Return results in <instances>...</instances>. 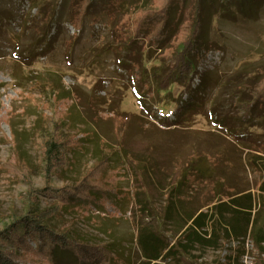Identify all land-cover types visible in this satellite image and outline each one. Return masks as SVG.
I'll return each mask as SVG.
<instances>
[{
  "label": "rangeland",
  "instance_id": "374dc122",
  "mask_svg": "<svg viewBox=\"0 0 264 264\" xmlns=\"http://www.w3.org/2000/svg\"><path fill=\"white\" fill-rule=\"evenodd\" d=\"M73 1L0 0V231L29 209L52 214L55 193L29 194L22 176L29 170L32 188L45 187L34 135L45 121L49 130L57 122L75 144L50 185L74 183L108 148L114 154L103 176L117 180L118 189L102 200L99 194L98 206L63 208L51 223L81 241L112 244L136 262V225L144 217L126 157L146 156L169 176L193 159L204 160L221 167L234 188L254 191L259 175L246 157L264 156V102L253 101L264 75L263 3L233 0L227 9L220 0H204L206 37L189 56L190 70L179 72L177 58L161 55L178 24L177 9L152 47L131 43L115 27L122 12L143 0H118L121 14L108 0H93L80 30L70 23ZM207 47L219 51L202 58ZM171 69L181 76L163 89ZM154 204L161 212L162 201ZM13 245L0 233V247ZM246 249L243 264H264V256ZM225 253L207 250L202 264ZM56 262L75 264L67 257Z\"/></svg>",
  "mask_w": 264,
  "mask_h": 264
},
{
  "label": "trees",
  "instance_id": "16d2710c",
  "mask_svg": "<svg viewBox=\"0 0 264 264\" xmlns=\"http://www.w3.org/2000/svg\"><path fill=\"white\" fill-rule=\"evenodd\" d=\"M232 1L220 0L227 9ZM260 1L263 4L259 6L264 9V0ZM107 2L112 4L111 9L121 14L118 0ZM92 3L93 0H75L71 6L73 16L70 23L75 30L82 28L83 17ZM175 9L178 24L161 55L168 51L166 58H177L179 72H184L190 70L189 56L205 36L204 0H143L122 12L115 27L124 32L131 43L137 41L154 47L169 27ZM52 10L50 8L49 13ZM217 51L207 47L203 49L202 58L210 59L209 56ZM203 74H199L200 83ZM179 76L177 72L173 73V69L167 70L161 88L165 89L172 78ZM253 101L260 105L264 102V75L255 89ZM53 125L49 130L45 121L34 135L41 153L43 165L40 172L45 187L39 191L32 188L26 177L29 170L22 177L29 186V194L48 196L54 192L56 206L52 214H49L50 210L29 209L0 231L14 242L10 249L0 247V264H57L56 261L66 257L72 258L75 264H202L207 250L226 252L211 264H243L247 245L264 256V156L255 153L246 157L247 167L259 175L254 191L234 188L229 175L221 167L204 160L193 159L183 164L178 173L169 176L146 156L138 160L126 157L134 184L135 205L144 217L136 225L139 250L136 262L126 259L112 244L81 241L67 231L57 230L51 223L54 214L74 204L97 205L99 194L102 200L106 193L115 192L118 181L103 176L110 169L114 154L107 148L102 149L99 161L74 183L54 189L50 185L51 177L57 169L67 165L75 140L63 133L61 123L54 122ZM157 200L163 203L161 212L155 209Z\"/></svg>",
  "mask_w": 264,
  "mask_h": 264
}]
</instances>
